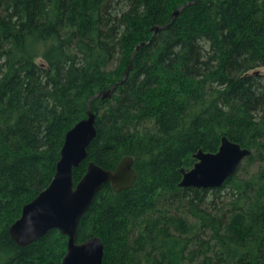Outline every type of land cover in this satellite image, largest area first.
Returning <instances> with one entry per match:
<instances>
[{
	"label": "trees",
	"instance_id": "1",
	"mask_svg": "<svg viewBox=\"0 0 264 264\" xmlns=\"http://www.w3.org/2000/svg\"><path fill=\"white\" fill-rule=\"evenodd\" d=\"M143 42L112 96L91 102L96 137L73 170L75 186L88 163L131 157L136 180L98 192L77 242L100 238L103 264H264V0H0V264L61 263L58 231L21 248L8 229ZM222 137L251 151L242 175L179 188Z\"/></svg>",
	"mask_w": 264,
	"mask_h": 264
},
{
	"label": "water",
	"instance_id": "2",
	"mask_svg": "<svg viewBox=\"0 0 264 264\" xmlns=\"http://www.w3.org/2000/svg\"><path fill=\"white\" fill-rule=\"evenodd\" d=\"M187 3L171 14L168 25L151 29L152 35L167 29L175 18L188 6ZM148 42L138 45L125 69L123 78L106 90L99 91L86 103L85 118L69 129L64 137L59 160L50 184L32 201L22 207L20 217L9 227L11 239L21 248L40 240L49 231L56 230L67 238L66 253L60 264H103L104 245L94 237L78 243V226L95 196L110 185L114 193L131 188L136 180L133 158L124 157L113 170H105L94 163L87 164L85 174L74 186L73 170L87 157V149L96 137V115L91 109L94 99H109L133 69L135 53ZM251 151L242 148L227 137H222L215 153L198 150L193 154V167L180 170L179 188L217 189L237 174Z\"/></svg>",
	"mask_w": 264,
	"mask_h": 264
},
{
	"label": "rangeland",
	"instance_id": "3",
	"mask_svg": "<svg viewBox=\"0 0 264 264\" xmlns=\"http://www.w3.org/2000/svg\"><path fill=\"white\" fill-rule=\"evenodd\" d=\"M258 72L264 75V68H259V69H258ZM244 165H245V164H244V162H243V165H242V166H244ZM242 166H241V167H242ZM256 167H257L256 165H253V166H251V167L249 168V170H250V171H253V170L256 169ZM242 173H243V170L240 169V171H239V175L241 176Z\"/></svg>",
	"mask_w": 264,
	"mask_h": 264
},
{
	"label": "bare ground",
	"instance_id": "4",
	"mask_svg": "<svg viewBox=\"0 0 264 264\" xmlns=\"http://www.w3.org/2000/svg\"><path fill=\"white\" fill-rule=\"evenodd\" d=\"M168 29V28H167ZM135 58V57H134ZM191 192V191H190ZM194 196V195H193ZM162 203V202H161ZM175 205V204H174ZM156 208V207H155ZM158 210V209H157ZM163 212V211H162ZM165 212V211H164ZM152 216V215H151Z\"/></svg>",
	"mask_w": 264,
	"mask_h": 264
}]
</instances>
